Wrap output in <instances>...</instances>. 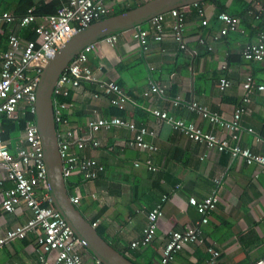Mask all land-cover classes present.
I'll return each mask as SVG.
<instances>
[{
	"label": "crops",
	"instance_id": "1",
	"mask_svg": "<svg viewBox=\"0 0 264 264\" xmlns=\"http://www.w3.org/2000/svg\"><path fill=\"white\" fill-rule=\"evenodd\" d=\"M51 1L0 0V11L19 18L29 8ZM141 1L105 0V5L113 10V5ZM244 3L254 11L264 12V0H227L228 14H241ZM202 9L203 18L195 6L184 11L181 33L185 49H180L174 40V19L170 15L165 19L163 41L150 42L146 51L133 39L132 30L116 34L117 43L113 47L103 40L96 42L97 47L88 59L90 68L98 81L116 82L128 101L124 109L119 110L110 105L106 96L93 97L99 94L96 83L84 82L72 94L73 105L65 112L67 124L59 128L60 136L66 130L75 131L78 136H89V119L121 117L156 132L155 137L146 138L156 147L152 153L128 147L133 134L118 127L96 134L101 143L98 148L78 150L75 144L69 148V153L94 159L104 167L103 173L91 182L82 181L80 175L66 181L80 197L75 207L91 226L96 223L93 228L114 250L138 264H162L161 251L167 233L182 232L199 219L188 204L189 198L203 199L213 189L219 203L202 228L204 246H185L167 264H209L207 247L220 252L221 264H251L264 256V174L261 169L227 153L206 151L170 125L154 119L149 112L151 109L167 111L176 119L215 133L219 127L191 110L189 103H197L229 120L243 95L241 84L245 76L264 84V61L250 62L241 56L243 48L256 43L261 32L253 29L257 24L251 14L236 16L240 20L237 29L220 36L223 25L214 17V6L205 3ZM46 16L41 15L40 19ZM203 21L207 24L203 25ZM144 25L148 27V23ZM249 25L253 28L249 29ZM2 33L0 28V35ZM26 36L22 32L19 38L26 41ZM223 64L231 68L232 73L231 86L221 91L218 81L226 76L221 68ZM153 83L164 87V96L144 97ZM176 95L181 99L178 107L173 106ZM241 126L251 128L260 141L256 142L254 135L246 132L241 136L240 145L254 153H264V93H254L247 113L241 118ZM146 159L156 168L154 172L148 171ZM136 162H139L138 167ZM0 182L2 237L8 230L23 225L30 212L24 206L14 213L4 212L2 195L11 188V183L5 180L1 170ZM163 196L166 201L162 204V218L152 244L131 248L130 244L142 237L148 213L161 203ZM36 236L37 233L30 232L22 240L7 243L0 249V264H38ZM81 254L85 263H95L96 259L84 248Z\"/></svg>",
	"mask_w": 264,
	"mask_h": 264
},
{
	"label": "built area",
	"instance_id": "2",
	"mask_svg": "<svg viewBox=\"0 0 264 264\" xmlns=\"http://www.w3.org/2000/svg\"><path fill=\"white\" fill-rule=\"evenodd\" d=\"M55 1V0H52ZM63 4L56 10L55 14L40 19L35 13V8H29L25 15L15 18L11 13L0 11V28L9 26L15 22L20 28L35 25L33 33L34 40L22 41L16 34L8 37V48L0 53V116L5 115L9 119L19 117L20 105L27 104L30 112L34 114V103L36 100V89L42 68L46 65L55 51L65 43L71 36L87 28L108 16L112 10L105 5V0H59ZM193 6L197 7V4ZM182 9V8H181ZM172 10L167 14L155 16L148 22V27L142 29L140 26L132 29L133 39L138 46L146 51L150 42L160 43L165 36V19L170 15L174 19L172 32L174 40L180 49H185L182 38V27L184 24V11ZM198 15L204 17V11L198 9ZM217 20L222 23L220 36H226L233 32L239 25V18L222 12L217 15ZM203 25L207 22L203 21ZM217 39V38H216ZM106 44L113 47L117 43L116 35L102 39ZM97 43L86 45L78 55L72 59L64 71L60 74L52 93L54 122L60 128L67 124L65 112L72 107L69 102L54 101V96L67 97L70 92L81 88L84 82L97 84L99 94L106 96L111 106L123 110L128 98L122 88L113 81H98L88 63V55L91 54ZM241 56L246 61H264V32L257 36V42L247 44ZM226 76L218 81L221 91L231 86L230 76L232 69L226 64L221 66ZM31 71L33 74L27 76ZM243 95L229 120L222 119L216 113H210L197 103H189L191 110L210 123L219 127L218 132H206L192 122L176 119L167 111L151 109L150 115L171 126L188 140L199 144L206 151L227 153L232 158H241L247 165L258 166L264 174V153H254L249 148L240 145L242 134L251 133L254 140L260 139L251 128L241 126V118L247 113L248 106L252 101L254 93H264V84L257 82L252 76H245L241 84ZM165 89L157 83L150 85L149 91L144 97L150 95L164 96ZM181 102L180 96L176 95L173 106L178 107ZM89 136H78L75 131L66 130L62 136L57 132L59 155L62 161V176L65 181L74 175H80L84 182H91L103 173L104 167L99 162L90 158H81L69 153L71 144H75L78 150L85 148H98L101 146L96 134L100 131H110L113 128H123L133 134L127 142L128 147L141 152H155L156 147L149 143L147 137H155L156 132L145 126L137 125L131 120L121 117L94 118L87 121ZM59 131V130H58ZM23 144L13 157L7 150L0 138V170L4 173L5 180L11 183V188L5 190L2 195L1 208L6 213H14L24 206L30 217L20 226L8 230L0 237V249L7 243L22 240L27 233H37L35 239V252L38 264H87L81 254L83 245L67 225L61 215L54 209L46 184V169L43 161V149L41 140L35 124H29L20 137ZM264 147V141H263ZM145 165L150 172L156 168L151 160L146 159ZM139 166V162L135 163ZM217 183V181H216ZM2 182H0V185ZM70 201L76 205L80 201L78 193L69 195ZM166 201L163 196L161 203L152 209L147 215V226L142 232L139 241L132 242L131 248L139 246L146 247L152 244L159 220L162 218V204ZM219 197L216 189L203 199L189 198L188 204L193 207L199 215V219L188 226L184 231H169L167 241L161 251L162 264H167L173 256L180 252L185 246H204L205 238L202 228L209 222V216L216 210ZM96 223L92 224L95 227ZM209 264H221L220 252L213 247H207ZM94 264H102L96 260ZM251 264H264V256Z\"/></svg>",
	"mask_w": 264,
	"mask_h": 264
},
{
	"label": "water",
	"instance_id": "3",
	"mask_svg": "<svg viewBox=\"0 0 264 264\" xmlns=\"http://www.w3.org/2000/svg\"><path fill=\"white\" fill-rule=\"evenodd\" d=\"M204 0H148L124 13L102 19L77 32L63 43L42 68L34 103L35 126L43 149L46 184L54 209L81 241L83 248L102 264H134L124 254L114 250L70 201L62 176L52 93L60 74L88 44L147 24L158 15L192 6Z\"/></svg>",
	"mask_w": 264,
	"mask_h": 264
},
{
	"label": "trees",
	"instance_id": "4",
	"mask_svg": "<svg viewBox=\"0 0 264 264\" xmlns=\"http://www.w3.org/2000/svg\"><path fill=\"white\" fill-rule=\"evenodd\" d=\"M226 2H227V0H204L202 2L197 3V7H196L197 10L196 11H198V9H202V5H204L205 3H211L214 6V17H215V19H217L218 14H220L222 12L229 13L228 9L225 6ZM143 3H145L144 0L139 2V3L135 2V3L127 4V5H125V3L124 4H118L116 6L113 5L112 12L108 16H106L105 18L115 16V15L124 13L126 11L132 10V9L136 8L137 6L142 5ZM62 4H63V2H61L59 0H55V1H51L49 4L36 5L35 13L38 16L55 14L56 10ZM192 6H188V7H192ZM243 6H244V9H243L242 13L251 14L252 18L254 19V21H256V24H257L256 27H254V28L252 25H249L248 26L249 29L253 28L255 31L258 30L259 32L260 31L264 32V12L263 11L262 12L261 11H259V12L254 11L250 5L245 4V3ZM188 7L182 8L181 11H185V9ZM26 12H27V10L21 16L25 15ZM242 13L241 14L233 13L234 14L233 16L242 17L243 16ZM105 18H103V19H105ZM34 26L35 25H30L27 28H20L16 22L14 24L12 23L9 26H6V25L3 26L2 27L3 33L0 35V53H3L7 50V48H8V37L12 33L16 34L19 37V35L23 32V34H25V33L27 34L25 39L34 40L35 39V35L33 33ZM140 27L142 29L147 28L145 25H142ZM89 55H88V59H89ZM31 75H32V72L29 71L27 73V76H31ZM108 81H111V80H108ZM72 94H73V92H70V94L67 97L54 96V101L69 102L72 98ZM239 103H238V105H239ZM29 124H35V117H34V114L30 112V107L25 103L20 105L19 117L17 119H15V120L9 119L5 115L0 116V138L3 141V143L5 144L8 152L13 157L16 155L17 150L23 146V144L20 142V137H21L22 133L24 132L25 128ZM56 130H57V132H59L58 131L59 130L58 125L56 126ZM65 185H66V190H67L68 194L70 195L72 193V190H73L72 186H70V184H68V182H66V181H65ZM132 262L134 264H138L135 261H132Z\"/></svg>",
	"mask_w": 264,
	"mask_h": 264
},
{
	"label": "rangeland",
	"instance_id": "5",
	"mask_svg": "<svg viewBox=\"0 0 264 264\" xmlns=\"http://www.w3.org/2000/svg\"><path fill=\"white\" fill-rule=\"evenodd\" d=\"M90 55H91V54H90ZM90 55H89V56H90ZM32 74H33V72H32Z\"/></svg>",
	"mask_w": 264,
	"mask_h": 264
}]
</instances>
